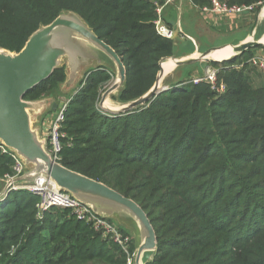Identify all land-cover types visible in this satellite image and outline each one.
<instances>
[{"label": "trees", "instance_id": "trees-1", "mask_svg": "<svg viewBox=\"0 0 264 264\" xmlns=\"http://www.w3.org/2000/svg\"><path fill=\"white\" fill-rule=\"evenodd\" d=\"M192 1L199 8L209 3ZM164 3L0 0V48L17 52L37 28L74 12L121 58L125 82L113 99L127 102L150 89L160 59L173 53L174 41L154 24ZM253 49L208 63L219 68L222 94L206 82L178 81L132 111L109 114L97 104L114 74L99 65L68 95L58 162L140 205L157 239L146 264H264V85L254 84L245 63ZM65 79L62 65L23 99L57 100ZM13 164L11 154L0 151V178L13 173ZM38 201L25 189L0 199V264L132 263L134 239L122 225L131 237L129 256L69 208L51 207L39 217Z\"/></svg>", "mask_w": 264, "mask_h": 264}, {"label": "water", "instance_id": "water-1", "mask_svg": "<svg viewBox=\"0 0 264 264\" xmlns=\"http://www.w3.org/2000/svg\"><path fill=\"white\" fill-rule=\"evenodd\" d=\"M260 9L264 10V2ZM256 23L257 19L250 27L248 38L237 43L212 46L182 58L173 54L161 58L159 70L150 89L127 102L113 99L125 82V66L121 58L74 12H62L49 24L37 28L17 52L0 48V142L21 158L25 167L24 172L16 177L14 182H31L36 175L44 174L59 189L70 193L96 214L116 220L130 230L135 244L131 264H146L151 261L157 249V239L144 210L134 200L106 184L54 160L46 151L45 139L40 138L38 130L32 127L31 112L35 113L38 122L41 110H55L57 101L53 97L24 100L23 96L48 79L53 71L62 65H65L66 79L60 89L62 93H67L76 88L75 84H78L82 74L89 68L107 64L114 74V79L100 94L97 106L109 114L126 113L144 105L152 97L168 89V85L180 81L176 70L181 66L197 62L221 63L257 46L264 47V32L261 39L255 38ZM226 47L232 48L229 56L221 59L211 57L213 52ZM170 60L173 66L165 72L163 64ZM26 165L31 168L26 170ZM10 183L0 189V199Z\"/></svg>", "mask_w": 264, "mask_h": 264}, {"label": "built area", "instance_id": "built-area-1", "mask_svg": "<svg viewBox=\"0 0 264 264\" xmlns=\"http://www.w3.org/2000/svg\"><path fill=\"white\" fill-rule=\"evenodd\" d=\"M208 5L203 6V11H207L218 16H240L244 14H251L256 9L257 5L261 2L252 4H228L223 0H208ZM162 6L157 8L158 17L154 21L156 32L168 39L174 36L173 31L168 28L160 18ZM249 67L257 68L261 74L262 82L264 85V54L261 52L254 53L246 61ZM244 64H236L235 68H241ZM201 82L208 83L210 89L216 94L225 92L226 85L219 77V68L208 64L202 74L193 75L186 80H182L179 85L186 83L198 84ZM69 98H65L57 103V108L50 117H46L44 127L46 134L43 136L45 139V148L47 153L56 161L60 160V153L63 149L65 133L62 130L65 114L67 111ZM0 151L2 153H9L14 159L13 173L9 177H18L23 172V162L21 158L16 156L14 152L10 151L4 144L0 142ZM13 190L25 189L31 193L39 196V201L36 204L38 209V216L41 217L43 211L51 207L69 208L72 214L79 220H83L92 225V228L98 232L102 238L109 239L117 243L122 251L129 256V246L131 237L123 233L118 226L108 220L107 217L96 214L89 206L83 204L70 193L61 190L57 185L44 174H38L31 182L17 183L11 187ZM3 199V198H1Z\"/></svg>", "mask_w": 264, "mask_h": 264}, {"label": "crops", "instance_id": "crops-1", "mask_svg": "<svg viewBox=\"0 0 264 264\" xmlns=\"http://www.w3.org/2000/svg\"><path fill=\"white\" fill-rule=\"evenodd\" d=\"M256 14V17L253 18L252 23H250L249 14L240 16L227 15L222 17L203 11L192 0H165V3L162 5L160 18L174 33L172 40L175 42L172 54L182 58L194 51L197 53L212 46L220 45L221 43L216 44V41L221 39L227 38V40L223 42L225 44L237 43L247 39L248 32L246 30L250 24V26H252L255 19H257L256 29H261L260 35L255 38L261 39V32L264 26V15L262 14V10H259ZM232 30L246 31V33L242 34V36H238L236 39L228 40V33H231ZM260 52L264 54V47L260 49ZM207 65L208 63H198L197 65L192 64L189 66H194L193 71L198 72ZM71 93L72 92L63 93L62 96L58 97L59 101L57 103L68 98V95ZM43 129L45 131L44 126Z\"/></svg>", "mask_w": 264, "mask_h": 264}, {"label": "rangeland", "instance_id": "rangeland-1", "mask_svg": "<svg viewBox=\"0 0 264 264\" xmlns=\"http://www.w3.org/2000/svg\"><path fill=\"white\" fill-rule=\"evenodd\" d=\"M261 10V9H260ZM256 13H251V14H249L248 15V17H249V19H250V23H252V19L253 18H255L256 17ZM251 25V24H250ZM249 25V27H248V29L246 30L247 32H249V30H250V26ZM257 28V27H256ZM256 31H255V37L257 38L259 35H260V31H261V29L259 28V29H255ZM263 31L261 32V36H262V34H263V32H264V26H263V29H262ZM246 31H237V30H232L231 31V33H228V40H231V39H236L238 36H242V34H244V33H246ZM257 32V33H256ZM260 36V37H261ZM225 40H227V38H225V39H221V40H218V41H216V44H219V43H221L220 45H223V44H225V43H223ZM175 42V41H174ZM216 46H219V45H216ZM214 47V46H213ZM253 52H260V49H253ZM198 63H196V65H197ZM195 65V64H194ZM106 66H107V68L108 69H110V67L106 64ZM203 66V65H202ZM93 68V67H92ZM193 68H194V66H189V65H186V66H181V67H179V68H177V70H176V73H178V79H180V81H184V80H186L187 78H189V77H191V76H193V75H196V74H202L203 73V70H204V68H202V70L201 71H198V72H196V71H193ZM251 72H250V75H251V78L253 79V81L255 82L254 84H257L258 82L260 83V84H262L261 82H262V78H261V74H260V72L257 70V68H254V67H252V70H250ZM83 75H84V73L82 74V78H83ZM113 79H114V77L110 80V82L106 85V87L103 89V91L113 82ZM261 79V80H260ZM75 85H77V84H75ZM171 85H168V87H170ZM75 87V86H74ZM77 89V87L76 88H72L71 90H69L68 92H74L75 90ZM102 91V92H103ZM101 92V93H102ZM60 96H62V95H60ZM59 96V97H60ZM57 102L59 101L58 99L56 100ZM57 108V107H56ZM54 111L55 110H51V112H50V110L49 111H47V108H44L43 110H41V114H40V116H39V118H38V122H36V117H35V113L34 112H31L32 114H31V120H32V127L33 128H35L36 130H38V136L40 137V138H43V136H45V134H46V131H44V129H43V126H44V121H45V119H46V117H50V115L52 114V113H54ZM31 168V166L30 165H26V170H29ZM24 170H25V167L23 166V171L22 172H24ZM12 174H10V175H7V176H5V177H2V178H0V189H2L3 188V186H5L7 183H10V186H8L7 187V191L2 195V197L1 198H4L9 192H11V191H13V189L11 188L13 185H15V184H17L16 182H14V179L16 178V177H14V178H12V177H9V176H11ZM111 221V220H110ZM111 222H113V223H115L117 226H119V225H121V224H117V222H116V220H112ZM123 226V225H122ZM124 227V226H123ZM128 231H129V233H130V230L128 229ZM131 234V233H130Z\"/></svg>", "mask_w": 264, "mask_h": 264}, {"label": "bare ground", "instance_id": "bare-ground-1", "mask_svg": "<svg viewBox=\"0 0 264 264\" xmlns=\"http://www.w3.org/2000/svg\"><path fill=\"white\" fill-rule=\"evenodd\" d=\"M262 14L264 15V10L262 11ZM231 52H232V48L231 47H226L224 49H220V50H217V51L213 52L211 54V57H214L216 59H221L223 57L229 56L231 54ZM172 64L173 63H172L171 60L169 62L164 63L163 64L164 71L166 72V71L170 70L171 67L173 66Z\"/></svg>", "mask_w": 264, "mask_h": 264}]
</instances>
